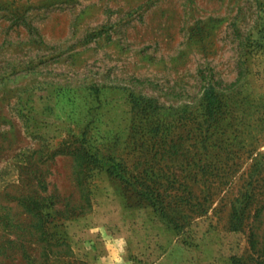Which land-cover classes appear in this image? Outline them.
Returning <instances> with one entry per match:
<instances>
[{
	"label": "rangeland",
	"instance_id": "374dc122",
	"mask_svg": "<svg viewBox=\"0 0 264 264\" xmlns=\"http://www.w3.org/2000/svg\"><path fill=\"white\" fill-rule=\"evenodd\" d=\"M238 261L264 264V0H0V264Z\"/></svg>",
	"mask_w": 264,
	"mask_h": 264
},
{
	"label": "trees",
	"instance_id": "16d2710c",
	"mask_svg": "<svg viewBox=\"0 0 264 264\" xmlns=\"http://www.w3.org/2000/svg\"><path fill=\"white\" fill-rule=\"evenodd\" d=\"M205 99L208 102V106L210 107V109L212 110V112H214V110L218 107V95L216 94V89L214 86H209L205 89ZM109 170L112 173H115L116 175H119L118 170L114 169L113 167H109ZM37 203L40 204H45V198H43L42 201L37 200ZM48 204H45L46 207H51L53 206L51 201L47 202ZM244 207V206H243ZM242 207V208H243ZM39 208V207H38ZM41 209H39L38 211H34L33 209L28 208L27 211L31 212L33 215H36L38 218H43V214L42 211H40ZM242 212H240L238 209L235 210L234 216H233V220L235 221V226L239 227V223H241L242 221ZM239 262V261H238ZM239 264H242L239 262Z\"/></svg>",
	"mask_w": 264,
	"mask_h": 264
}]
</instances>
